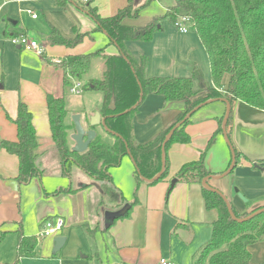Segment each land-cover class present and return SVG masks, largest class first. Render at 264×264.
<instances>
[{
	"label": "crops",
	"instance_id": "crops-1",
	"mask_svg": "<svg viewBox=\"0 0 264 264\" xmlns=\"http://www.w3.org/2000/svg\"><path fill=\"white\" fill-rule=\"evenodd\" d=\"M178 1L131 0L132 10H138V16L123 22L131 26L147 25ZM128 2L0 0V235L1 231L5 232L0 246L6 242L13 246L10 254L8 250L4 255L0 253V264H7L16 257L14 230L18 225L25 236L38 237L36 256L23 258L22 264H158L160 258L169 259L173 264H194L211 238L212 224L218 213L205 208L202 185L177 180L170 187V182L185 163L198 160L202 152H205V166L212 175L221 174L229 166V148L222 130L217 132L218 118L226 111L224 102H211L190 116V123L185 127L190 142L174 143L167 150L169 175L166 180L149 185L143 179L137 185L135 166L128 155L122 157L118 166L110 167L111 183L122 193V198L114 202L103 194L102 182L79 166L71 164L69 172H65V164L60 162L54 149L48 96L64 97L72 114L81 115L85 129L88 122L84 119L89 120L97 111V107L88 110L84 103L79 106L80 101L74 102L73 94L63 87V72L56 63L68 55L88 53L105 46L108 54L115 53L116 45L105 32L95 30L96 24L86 7L95 8L101 17H109ZM53 28L66 40L86 35L73 47L53 45L49 42ZM23 34L44 46L42 56L10 43V37ZM125 47L136 59L148 58V77H190L197 68L211 83L209 58L192 26L183 33L171 21L163 19L150 40H127ZM99 64L103 72V62ZM19 101L25 103L32 114L39 142L36 166L40 171L26 183L17 178L19 157L1 145L2 141L17 140L13 121ZM75 104L78 107L72 108ZM181 108V102H167L159 94L147 93L132 117L133 139L138 143L150 141ZM226 129L232 146L242 156L232 173L220 180L210 179L208 183L223 192L237 212L242 213L246 208L264 205V110L240 100L233 101ZM212 136H215L214 141L208 147ZM234 187L247 202L238 197ZM135 198L137 202L131 205ZM54 217H61L64 226L51 236L40 237L44 221ZM74 231H78V236L73 235ZM58 235L63 236L65 242L54 253V238ZM74 243L76 251L59 253L65 244Z\"/></svg>",
	"mask_w": 264,
	"mask_h": 264
},
{
	"label": "trees",
	"instance_id": "trees-1",
	"mask_svg": "<svg viewBox=\"0 0 264 264\" xmlns=\"http://www.w3.org/2000/svg\"><path fill=\"white\" fill-rule=\"evenodd\" d=\"M86 11L96 24L95 30L105 32L110 42L116 45V52L108 54L105 46L88 53L68 55L56 65L63 72L64 89L74 81H80L83 91L101 93L102 99L96 110L105 118L106 128L101 125L90 127L88 118H85L84 121L88 122L86 129L95 130L96 136L85 152L77 153L71 149L74 142L70 136L75 128L71 120L72 111L64 97H47L48 119L51 140L60 162L65 164V172H69L71 164L79 166L89 176L102 182V192L109 201L122 198L120 190L111 183L109 168L118 166L129 150L137 169V185L143 182V178H153L161 170V145L165 136L199 104L210 99L225 98L230 105L240 100L264 110V0H179L164 15L144 26H131L123 22L126 18L138 16V10H132L131 0L109 17H101L90 6L86 7ZM181 14L191 17L193 28L205 48L210 63L211 83L197 68L190 77H148V58L140 56L136 59L125 47L127 40H150L159 21L166 19L174 23ZM85 35L79 34L72 40H66L53 28L49 42L73 47ZM96 59L103 62L102 75L97 80L86 82L84 77ZM149 92L163 96L167 102H181L182 108L154 138L146 143H138L132 136V117ZM111 98L114 99L115 108L109 107ZM222 118H218L220 126L217 132L221 131ZM230 119L231 109L226 127ZM13 122L17 127V140L2 141L1 145L19 157L17 178L26 183L40 171L36 166L39 142L32 124V114L22 101L18 102L17 116ZM189 123L190 118H187L174 130L165 145V168L159 178L149 185L167 179V150L174 143L190 142V136L185 131ZM214 137L209 140L208 147ZM204 153L198 160L185 163L175 178L188 184H201L202 179L211 174L205 166ZM241 156L242 153L235 149V163L239 162ZM201 190L205 208L216 210L218 217L212 224L210 240L196 256L194 264H264V261L254 262L249 250L251 244L264 241V211L237 222L231 218L226 203L217 193L203 187ZM136 202L135 198L131 205ZM230 205L238 218L264 207L246 208L238 213L231 202ZM14 232L17 236L16 257L7 264H22L23 258L36 256L38 237L25 236L20 225ZM4 236L5 232L1 231L0 239Z\"/></svg>",
	"mask_w": 264,
	"mask_h": 264
},
{
	"label": "water",
	"instance_id": "water-1",
	"mask_svg": "<svg viewBox=\"0 0 264 264\" xmlns=\"http://www.w3.org/2000/svg\"><path fill=\"white\" fill-rule=\"evenodd\" d=\"M216 100H219V101H222L226 104V111H225V114L223 116V119H222V124H221V130H222V134H223V137H224V140L229 148V151H230V154H231V161L229 163V166L226 168L225 171H223L221 174L219 175H208L206 177H204L201 181V185L203 188L211 191V192H214V193H217L223 200L224 202L226 203V206H227V209L229 211V214L231 216V218L237 222H241V221H244L260 212H263L264 211V207L258 209L257 211L253 212L252 214L246 216V217H243V218H238L235 216L233 210H232V207L230 205V202L228 201V198L224 195L223 192H221L219 189L217 188H214L212 187L209 183H208V180L210 179H217V180H220L222 178H224L225 176H227L228 174H230L231 170L234 168L235 166V149L234 147L232 146L231 142H230V139L228 137V134H227V129H226V125H227V120L229 118V115H230V109H231V105H230V102L225 99V98H216V99H210V100H207L201 104H199L196 108H194L192 111H190L189 113L186 114V116L178 123L175 124V126L167 133V135L165 136L163 142H162V145H161V152H162V165H161V170L151 179H145L143 178L146 182L148 183H151L155 180H157L159 178V176L161 175V173L163 172L164 168H165V161H164V153H165V145L167 143V141L170 139V137L172 136L174 130L184 121L186 120L187 118H190V116L195 112L197 111L198 109H200L201 107H203L204 105H207L211 102H214ZM109 107L110 108H115V103H114V99L111 98L110 99V103H109ZM71 120L74 124V128H75V132L71 134V139L73 140L74 144L73 146L71 147L72 151L74 152H77V153H83L87 150L89 144L91 143V141L95 138L96 136V132L95 130L93 129H85L81 123V115L79 113H75V114H72L71 115ZM96 125H101L103 127L106 128L105 126V118L104 117H101L100 113L98 111H95L93 113V115L90 116L89 118V126L92 127V126H96ZM127 154L128 156L130 157V159L132 160V163L133 165L135 166V170L136 169V165H135V162L132 158V156L130 155V152L129 150H127ZM255 166H257L255 164ZM258 167V166H257ZM177 179L176 178H173L170 182V187L174 186V184L176 183ZM234 191L237 193L238 197L243 200V202H247V199L241 194L238 192V189L236 187H234ZM128 207H130V205L127 206V209ZM126 209V208H125ZM123 209V211L125 210ZM65 242V238L63 236H56L54 238V247H53V252H57L60 247L64 244Z\"/></svg>",
	"mask_w": 264,
	"mask_h": 264
},
{
	"label": "built area",
	"instance_id": "built-area-1",
	"mask_svg": "<svg viewBox=\"0 0 264 264\" xmlns=\"http://www.w3.org/2000/svg\"><path fill=\"white\" fill-rule=\"evenodd\" d=\"M33 17H36L33 14ZM193 21L190 16L181 14V16L173 23L179 32H187L188 26L193 27ZM10 43L13 46H18L23 50L30 51L37 56H42L45 52V48L40 42L29 38L27 35L12 36L9 38ZM55 61V60H54ZM83 92V84L80 81H74L72 85L68 87L69 94L78 95ZM64 226V220L61 217H54L46 219L43 223L42 229L40 230L39 236L46 237L51 236ZM158 264H173L169 259L160 258Z\"/></svg>",
	"mask_w": 264,
	"mask_h": 264
},
{
	"label": "rangeland",
	"instance_id": "rangeland-1",
	"mask_svg": "<svg viewBox=\"0 0 264 264\" xmlns=\"http://www.w3.org/2000/svg\"><path fill=\"white\" fill-rule=\"evenodd\" d=\"M100 62H101V59H96L93 62L88 75L84 77V81L87 82L90 79L97 80L101 77L102 68H101V65L99 64ZM71 98L74 100V102L80 101L81 103H77L79 106L82 105V103H84L85 104L84 106L87 107L88 110H93V108L99 105L102 95L101 93L96 92V91H83L82 93L78 95L73 94ZM77 104H75V106H72V108H77L78 107ZM51 170L54 171L55 167L51 168ZM73 235L78 236V231H74ZM2 244L3 245L0 246V250H2L0 253L4 255V252L8 250V253L10 254V249L13 247L12 244L9 245L8 242L2 243ZM75 248H77L76 243L71 244V245L65 244V246L63 247V249L60 250L59 253L60 254H62L63 252L73 253L74 251H76ZM249 250H250V253L252 255V259L254 260V262L264 261V241H259L254 244H251L249 247Z\"/></svg>",
	"mask_w": 264,
	"mask_h": 264
}]
</instances>
